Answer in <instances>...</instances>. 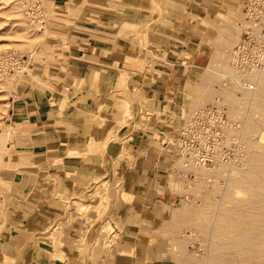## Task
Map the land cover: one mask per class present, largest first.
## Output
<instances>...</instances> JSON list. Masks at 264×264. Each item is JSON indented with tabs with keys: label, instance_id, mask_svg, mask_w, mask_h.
Returning a JSON list of instances; mask_svg holds the SVG:
<instances>
[{
	"label": "crops",
	"instance_id": "0c3cea01",
	"mask_svg": "<svg viewBox=\"0 0 264 264\" xmlns=\"http://www.w3.org/2000/svg\"><path fill=\"white\" fill-rule=\"evenodd\" d=\"M247 2L50 0L33 80L25 82L12 112L14 161L5 175L13 203L36 213L19 212L10 222L18 226L3 232L0 264L183 263L184 243L158 206L172 200L177 179L167 138L192 103L187 95H201L198 85L213 54L240 38L234 19ZM227 27L230 35L221 32ZM134 34L147 40L144 55L128 38ZM129 107L132 116L136 110L133 120L117 128ZM113 132L119 140L100 146ZM98 167L111 171L103 179L110 180L107 197L116 221L125 225L113 249L98 236L91 251L89 234L81 253V219L38 240V228L66 210L67 203L54 196L53 177L60 176L59 194L74 201L80 192L87 195L89 179L102 172Z\"/></svg>",
	"mask_w": 264,
	"mask_h": 264
},
{
	"label": "rangeland",
	"instance_id": "374dc122",
	"mask_svg": "<svg viewBox=\"0 0 264 264\" xmlns=\"http://www.w3.org/2000/svg\"><path fill=\"white\" fill-rule=\"evenodd\" d=\"M42 1L43 8L40 6L36 9L33 0H0V131L10 133L5 145L0 144L3 148V163L0 166V239L4 237L3 232H9L7 229L18 226L10 222L19 217V212H25L27 217L36 213L35 208H21L13 203L5 175L6 168L12 166L14 161L12 144L16 129L12 126V112L25 88V82L33 80L35 56L44 37L45 22L42 20H49L52 15L48 5L51 4L50 0ZM154 3L159 4L156 1ZM31 11H34V15ZM234 22L242 32V15ZM126 29L127 32L132 31L131 28ZM126 29L120 28V32ZM230 31L227 27L221 32L230 35ZM128 38L135 42L136 48L144 55L147 40L141 34ZM239 40L226 50L218 49L213 54L210 67L203 73L198 85L201 95H187L186 100L188 103L206 102L204 95L211 99L219 95L227 104L230 121L236 124L234 139H241L244 143V157L236 165H193L188 168L182 159L172 154L176 169L181 174L172 180V200L158 202L159 213L163 215L166 226L173 228V234L184 243V250L180 253L184 260L181 264H264V141H261L264 132V69L252 76L256 82L252 90L232 83L218 85L227 79V74L234 73L231 49ZM135 111L132 116L129 107L122 123L116 120V127L131 122ZM113 139L119 140L118 132L99 140L100 146L104 147ZM121 153V157H124V152ZM127 153L133 156L130 150ZM98 169L102 172L89 179L85 191L87 195L80 192L82 197L74 201L67 195L59 194L56 181L60 176L53 177L54 196H59L67 203L66 210L38 228V240L51 238L66 223L81 219L85 224L83 234L78 238L81 253L87 245L89 234L94 236L90 240L91 251L98 236L109 251L113 249L125 225L116 221L117 218L112 214L113 202L107 197L110 180L105 181V176L111 171L105 167ZM123 185L120 182L118 187ZM109 221L115 225L116 231Z\"/></svg>",
	"mask_w": 264,
	"mask_h": 264
},
{
	"label": "built area",
	"instance_id": "2783aa9c",
	"mask_svg": "<svg viewBox=\"0 0 264 264\" xmlns=\"http://www.w3.org/2000/svg\"><path fill=\"white\" fill-rule=\"evenodd\" d=\"M33 1L36 9L44 5L42 0ZM242 20L240 40L231 49L234 73L227 74V79L218 85L232 83L252 90L256 85L252 76L264 69V0H248ZM180 116L176 126L170 119L173 130L167 138V151L182 159L184 166H230L243 159L244 143L240 138L234 139L236 124L230 121L227 104L219 95L206 102L186 104ZM180 174L177 170V175Z\"/></svg>",
	"mask_w": 264,
	"mask_h": 264
},
{
	"label": "bare ground",
	"instance_id": "6f19581e",
	"mask_svg": "<svg viewBox=\"0 0 264 264\" xmlns=\"http://www.w3.org/2000/svg\"><path fill=\"white\" fill-rule=\"evenodd\" d=\"M259 84H261V83H259ZM263 84H264V82H263ZM259 129V128H258ZM262 129V128H261ZM263 130V129H262ZM259 133H260V131H259ZM9 132H5V131H0V144H3V145H5V142H6V140H7V138L9 137ZM261 134V133H260ZM262 137H261V139H263V140H261V141H264V132H262V135H261ZM254 138V137H253ZM256 141H257V139H256ZM257 144V143H256ZM8 146V145H7ZM6 149V148H5ZM4 149V150H5ZM2 150H3V148L2 147H0V166L2 165V163H3V154H2ZM1 177V176H0ZM38 217H40V214L38 215ZM117 242V241H116Z\"/></svg>",
	"mask_w": 264,
	"mask_h": 264
}]
</instances>
